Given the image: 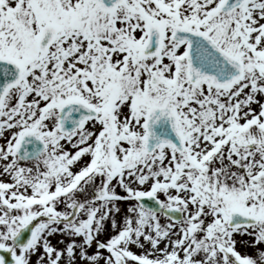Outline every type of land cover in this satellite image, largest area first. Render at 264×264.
Wrapping results in <instances>:
<instances>
[{"label": "snow or ice", "instance_id": "6c2138e0", "mask_svg": "<svg viewBox=\"0 0 264 264\" xmlns=\"http://www.w3.org/2000/svg\"><path fill=\"white\" fill-rule=\"evenodd\" d=\"M0 252L264 264V0H0Z\"/></svg>", "mask_w": 264, "mask_h": 264}, {"label": "rangeland", "instance_id": "374dc122", "mask_svg": "<svg viewBox=\"0 0 264 264\" xmlns=\"http://www.w3.org/2000/svg\"><path fill=\"white\" fill-rule=\"evenodd\" d=\"M58 239H59V237H53L52 238L53 243H56ZM61 247H62V245H61Z\"/></svg>", "mask_w": 264, "mask_h": 264}, {"label": "water", "instance_id": "95a60500", "mask_svg": "<svg viewBox=\"0 0 264 264\" xmlns=\"http://www.w3.org/2000/svg\"><path fill=\"white\" fill-rule=\"evenodd\" d=\"M0 254H4V253L0 252ZM6 258L10 260V255L6 256Z\"/></svg>", "mask_w": 264, "mask_h": 264}]
</instances>
